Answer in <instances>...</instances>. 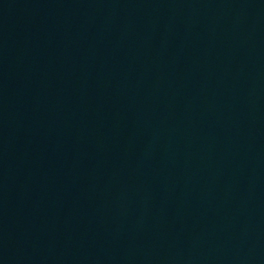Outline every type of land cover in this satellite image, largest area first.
Listing matches in <instances>:
<instances>
[{"label":"water","instance_id":"water-1","mask_svg":"<svg viewBox=\"0 0 264 264\" xmlns=\"http://www.w3.org/2000/svg\"><path fill=\"white\" fill-rule=\"evenodd\" d=\"M0 264H264V0H0Z\"/></svg>","mask_w":264,"mask_h":264}]
</instances>
